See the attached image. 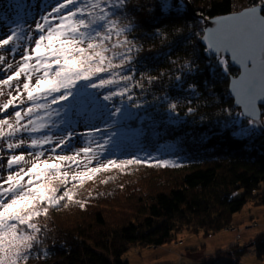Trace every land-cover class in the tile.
I'll use <instances>...</instances> for the list:
<instances>
[{"label": "trees", "instance_id": "1", "mask_svg": "<svg viewBox=\"0 0 264 264\" xmlns=\"http://www.w3.org/2000/svg\"><path fill=\"white\" fill-rule=\"evenodd\" d=\"M37 1L0 0V32L14 20L23 19V11L31 22L37 16L32 7ZM176 2L180 7L163 13L148 7L128 13L137 26L133 35L144 49L137 73H164L144 93L134 89L145 107L128 108L114 126L119 144L115 158L135 156L144 164L124 172L98 174L75 189V199L84 201L85 206L72 203L40 220L46 228L40 252L47 255L33 258L30 264H127L123 256L131 246L161 248L174 240L180 245L183 231L203 232L213 239L222 230L240 229L235 216L248 201L264 206V133L254 129L249 135H240L238 129L247 127V121L238 118L241 110L229 91L230 78L239 70L230 64V74L224 75L197 35L204 32L206 19L241 11L252 0ZM46 3L48 0L42 4ZM154 3L131 0L129 7ZM157 29L162 36L156 34ZM185 61L192 63L193 70L183 72V80L177 82L175 74L181 72ZM189 85L195 86V91ZM165 96L178 104L177 114L168 111L167 101L153 99ZM96 111L91 122L84 120L76 126L77 133L104 126ZM87 139L81 137L77 146ZM108 154L112 155L111 149ZM160 160L178 166H148ZM257 226L254 222L252 227ZM208 244L198 242L190 250H202ZM249 249L254 250L259 264H264V232L252 235L245 245L237 242L227 250L216 249L215 255L194 260L243 264L241 257Z\"/></svg>", "mask_w": 264, "mask_h": 264}, {"label": "snow or ice", "instance_id": "2", "mask_svg": "<svg viewBox=\"0 0 264 264\" xmlns=\"http://www.w3.org/2000/svg\"><path fill=\"white\" fill-rule=\"evenodd\" d=\"M130 4L48 0L31 22L14 20L0 32V97L7 95L0 102V264H30L46 256L40 252L46 231L41 219L72 203L83 208L75 189L98 174L144 164L135 156L115 158L119 144L114 126L128 108L145 107L134 89L144 93L164 73H137L144 49L128 13L139 7L163 13L180 5L176 0ZM214 23L197 35L224 75L230 74V62L242 69L231 79V92L242 108L238 118L247 121V127L238 129L246 136L264 118V0H252L244 10ZM156 34L163 35L159 29ZM192 70L185 61L175 80L181 82L183 72ZM153 99L167 101L168 111L177 114L176 102L166 96ZM96 110L104 126L77 133L76 126L91 122ZM78 136L88 137L80 147L72 143ZM22 149L26 151H18ZM148 166L178 165L160 160Z\"/></svg>", "mask_w": 264, "mask_h": 264}, {"label": "rangeland", "instance_id": "3", "mask_svg": "<svg viewBox=\"0 0 264 264\" xmlns=\"http://www.w3.org/2000/svg\"><path fill=\"white\" fill-rule=\"evenodd\" d=\"M42 3H44V0H39L33 3L32 7L37 9L36 15H38V13L43 10ZM22 14L25 15L23 19L26 20L27 12L23 11ZM6 28L7 27L2 29L6 31ZM6 99L7 95L0 97V102H3ZM80 139L81 136H78L75 142L76 147H80L77 146L80 142ZM18 151L26 150L22 149ZM235 217L241 222L239 223V228L241 230H222L219 233H216L213 239L206 237L203 232L191 234L189 232L183 231L184 234L179 237L183 238V244L178 248L176 245L177 242L175 240L163 245L161 248L131 246V248L124 254L123 259L128 262L127 264H180L178 262V256L180 255L181 251L178 250L183 249L184 251L182 250V255L184 256V261L182 264H201L195 262L194 259L213 255L216 253V249L219 250L223 248L224 250H227L232 244L237 242L240 245H245L246 243L250 242L252 235L256 236L257 234L264 232V206L255 205L251 201H248L242 211L237 213ZM254 222H257V227H252ZM198 242L199 244L200 242L205 244L208 242L209 244L202 250L196 249L191 251L190 247L194 246L195 248ZM176 248L177 250H175ZM241 262L243 264H259L253 249H249L241 257Z\"/></svg>", "mask_w": 264, "mask_h": 264}, {"label": "water", "instance_id": "4", "mask_svg": "<svg viewBox=\"0 0 264 264\" xmlns=\"http://www.w3.org/2000/svg\"><path fill=\"white\" fill-rule=\"evenodd\" d=\"M243 10H244V9H243ZM241 11H242V10H241ZM229 14H233V13H229ZM229 14L220 15V16H216V17H212V18L206 19V20H205V27H204V30H205L206 28H214V27H215V23H214L215 19L221 18V17L226 16V15H229ZM202 43H203V41H202ZM229 59H230V57H229ZM230 64H231L232 66L236 67V68L239 70V73H238L237 76H231V78H230V84H229L230 95H231V97L233 98L236 107L239 108V109L242 111V108L236 104V97H235V95L231 92V79H232V78H238L239 75H240V72L242 71V69H240V66L237 65V64H234V63H231V62H230ZM261 111H262V109H261ZM255 130H256L257 132H259V133H264L263 118H262V123H261L260 125H258L257 127H255Z\"/></svg>", "mask_w": 264, "mask_h": 264}, {"label": "bare ground", "instance_id": "5", "mask_svg": "<svg viewBox=\"0 0 264 264\" xmlns=\"http://www.w3.org/2000/svg\"><path fill=\"white\" fill-rule=\"evenodd\" d=\"M236 13V12H235ZM237 230V229H236ZM183 244V243H182ZM182 244H178V242H177V244L176 245H179V246H181ZM179 246H177V248L179 247ZM177 248L175 249V250H177ZM183 250V249H182ZM181 249H179L178 251H182ZM216 254V253H215ZM215 254H213V255H215ZM206 257V256H205ZM178 258H179V263L180 264H182V262L184 261V256L182 255V254H180L179 256H178ZM163 264H170V263H163Z\"/></svg>", "mask_w": 264, "mask_h": 264}]
</instances>
